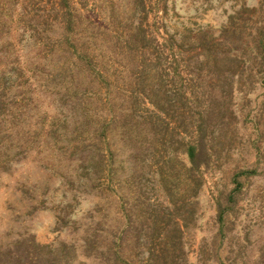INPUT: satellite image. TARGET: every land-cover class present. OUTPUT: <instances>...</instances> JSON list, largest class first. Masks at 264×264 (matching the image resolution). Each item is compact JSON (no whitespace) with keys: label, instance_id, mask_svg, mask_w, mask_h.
I'll use <instances>...</instances> for the list:
<instances>
[{"label":"rangeland","instance_id":"obj_1","mask_svg":"<svg viewBox=\"0 0 264 264\" xmlns=\"http://www.w3.org/2000/svg\"><path fill=\"white\" fill-rule=\"evenodd\" d=\"M254 260L264 0H0V264Z\"/></svg>","mask_w":264,"mask_h":264},{"label":"trees","instance_id":"obj_2","mask_svg":"<svg viewBox=\"0 0 264 264\" xmlns=\"http://www.w3.org/2000/svg\"><path fill=\"white\" fill-rule=\"evenodd\" d=\"M175 230H176V231L180 230V226H179V225H176V226H175ZM255 263H256V261L254 260V262H252V264H255Z\"/></svg>","mask_w":264,"mask_h":264}]
</instances>
